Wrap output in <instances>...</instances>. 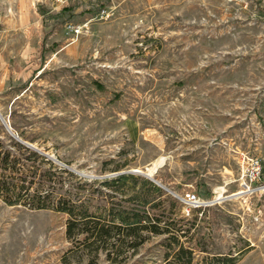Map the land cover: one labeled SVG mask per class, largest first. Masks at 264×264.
<instances>
[{"label":"rangeland","instance_id":"374dc122","mask_svg":"<svg viewBox=\"0 0 264 264\" xmlns=\"http://www.w3.org/2000/svg\"><path fill=\"white\" fill-rule=\"evenodd\" d=\"M0 114L90 179L164 158L167 217L205 233L193 264H264V0H0ZM66 222L0 197V264H168L179 249L161 234L95 257Z\"/></svg>","mask_w":264,"mask_h":264},{"label":"trees","instance_id":"16d2710c","mask_svg":"<svg viewBox=\"0 0 264 264\" xmlns=\"http://www.w3.org/2000/svg\"><path fill=\"white\" fill-rule=\"evenodd\" d=\"M3 132L0 121V197L11 205L67 215V237L95 248V257L103 250L111 260L113 253L129 255L151 235L161 234L179 243L170 263L193 264L196 251H205V233L195 228L198 218L193 223L183 217L170 220L165 203L177 199L152 179L132 172L90 179ZM58 174L79 178V183L65 187ZM214 260L208 264H235L238 255Z\"/></svg>","mask_w":264,"mask_h":264},{"label":"water","instance_id":"95a60500","mask_svg":"<svg viewBox=\"0 0 264 264\" xmlns=\"http://www.w3.org/2000/svg\"><path fill=\"white\" fill-rule=\"evenodd\" d=\"M0 117H1V119H2V121H3V123L7 126L8 130L10 131V133H11L12 135H14L15 137L19 138L18 135H16V134L14 133V131H12L10 125L8 124L7 120L3 117L2 114H0ZM19 140H22V139L19 138ZM23 142L26 143V144L29 145V146L34 147L31 143H28V142H25V141H23ZM125 172H132V173H140V174H143V175L147 176L148 178L152 179V180H153L154 182H156L158 185H160V186L164 187L165 189L169 190L168 187H166V186H165L164 184H162L160 181H158L157 179H155V178L153 177L152 174H150L149 172H145V171L139 170V169H129V170H124V171H120V172H115V173H112V174H110V175H106V177L115 176V175H118V174H121V173H125ZM231 197H233V195H232V196H226V197H224V198H222V197H217V198H215V199H214L213 201H211V202H217V201H220V200H222V199H228V198H231Z\"/></svg>","mask_w":264,"mask_h":264},{"label":"built area","instance_id":"2783aa9c","mask_svg":"<svg viewBox=\"0 0 264 264\" xmlns=\"http://www.w3.org/2000/svg\"><path fill=\"white\" fill-rule=\"evenodd\" d=\"M260 170H261V167H260L259 163H256V165H254L252 167L251 174H252L253 179H255L257 177V175L260 173ZM188 197H189V202H191V203H197L198 202V199H197V196L195 193L189 194ZM199 205L201 206V205H203V203L201 202V203H199Z\"/></svg>","mask_w":264,"mask_h":264},{"label":"bare ground","instance_id":"6f19581e","mask_svg":"<svg viewBox=\"0 0 264 264\" xmlns=\"http://www.w3.org/2000/svg\"><path fill=\"white\" fill-rule=\"evenodd\" d=\"M164 162V158L160 159L157 163H154V165L152 167H149V173L153 175V173L156 171L157 167H159L160 165H162ZM238 193V192H237ZM235 195V194H234ZM237 195V194H236Z\"/></svg>","mask_w":264,"mask_h":264}]
</instances>
